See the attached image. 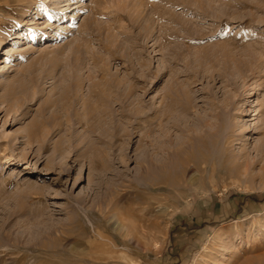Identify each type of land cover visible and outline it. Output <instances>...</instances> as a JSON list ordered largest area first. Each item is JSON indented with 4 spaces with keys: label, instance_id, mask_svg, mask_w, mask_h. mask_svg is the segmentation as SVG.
Here are the masks:
<instances>
[{
    "label": "rangeland",
    "instance_id": "rangeland-1",
    "mask_svg": "<svg viewBox=\"0 0 264 264\" xmlns=\"http://www.w3.org/2000/svg\"><path fill=\"white\" fill-rule=\"evenodd\" d=\"M58 10L0 23V264H264V132L175 160L165 189L151 163L205 112L264 126V0Z\"/></svg>",
    "mask_w": 264,
    "mask_h": 264
},
{
    "label": "bare ground",
    "instance_id": "bare-ground-1",
    "mask_svg": "<svg viewBox=\"0 0 264 264\" xmlns=\"http://www.w3.org/2000/svg\"><path fill=\"white\" fill-rule=\"evenodd\" d=\"M62 1H65V0H62ZM62 1L54 0L51 3H44V2L42 3L40 0H0V23L5 22L7 24L9 23L10 25L12 23V25H13V23L16 24V22H21L23 20V15L26 14V12L30 8H33V7L36 8V11L34 12V13H37L36 17H40L41 13H42L41 11L48 8V12L46 14H47V17H49V20H52V19L56 18L57 16H59L58 13H60L59 12L60 10H58V9L60 8V4ZM66 1H69V0H66ZM92 11H94V10L92 9ZM61 18H64V16L59 17L58 20ZM72 18H75V17L72 16ZM10 20H12L13 22L10 23ZM36 21L34 22L35 24L37 23ZM23 23L25 24L26 21ZM85 24L87 26H88V24H90L89 19H85ZM37 34H38V29L33 31V32H30L29 33V41H38V38H36ZM53 37L58 39V37H56L55 34L53 35ZM1 43H2V41L0 39V45H1ZM29 47L24 48L23 50L20 51L21 52L20 55H23L21 57H24V55L28 54V51L30 50ZM14 54H16V53H14ZM17 54H19V53H17ZM5 61H6V59L3 60V62H5ZM231 105H227L230 108L226 107L225 110L223 109L224 111L222 113V116L224 118H222L220 121L218 120L219 121L218 123H214V121L212 122L210 120L211 115L208 112H205V114L203 116L198 117L197 121L196 122L194 121V123H193L195 125V127L197 126V128L191 130V132H190L191 134L189 136L190 139H189L188 143L186 145L181 146V147L179 145V147H180L179 150H175V151L159 150L157 152L158 156L156 158H154V161H152L151 163H153L155 165V169L158 166V168H160L163 172L166 171V173H164L163 177L161 178L162 180H160V182L163 181V183H165L164 189L167 188L170 184H172V179L170 177L169 172H170L171 168H173L175 166L176 162H179L177 159H179V160L181 159L182 163H186L188 165H191L192 162H195L197 160L195 155L193 154L194 153L193 151L201 152V154L197 156V157H199L202 155V153H206V152L211 153L210 150L213 149L214 147L220 148V146H222L221 149L223 147H228L227 149H229L230 146L235 144L238 139L241 140L244 136L246 139L247 135H245V133L250 132L253 129L255 130V132H258V131L264 132V126L261 124H254L253 128L251 129V127H250L251 125H248L247 121L242 120V122H240L239 120H234L233 118H242L243 119L244 116H246L248 114V110L243 109L241 112H236V111L232 112ZM262 105H263V103L261 104V106ZM261 106L259 108V116H261L264 113V110H263V108H261ZM156 113H158V112L156 111ZM167 116H165V117L167 118ZM155 117L157 119L159 118V116L157 114L155 115ZM169 118H171V117H169ZM185 119H187V118H185ZM179 120L182 122V125L184 127V128L182 127L183 129L186 130V128L188 129V127L191 129V126L193 124H191L189 122V124H191V125L187 126L186 121L184 119H182V117ZM161 125H162V123L160 120L156 121V124H155L156 129H158V127H160ZM5 157L6 156H2V157L0 156L1 163H6V160H4ZM5 159H7V157ZM175 160H177V161L175 162ZM179 164H180V162L178 163V165ZM141 166L143 167V165H141ZM150 167H152V166H150ZM180 167H182V166H180ZM153 168H152V172H153ZM144 169L146 170L147 168H144ZM137 170H138V168L136 169V172H137ZM140 170L143 171L142 169H140ZM156 170H158V169H156ZM173 170H175V169L173 168L172 171ZM140 173H142V172H140ZM153 175H154V173H153ZM149 176H151V175L146 170V171H143L141 177L146 178V181H148V179L150 178ZM150 179H152V177ZM155 179H152L151 181L153 182ZM153 184L154 183L151 184V187H153L152 186ZM156 184H157V181H156Z\"/></svg>",
    "mask_w": 264,
    "mask_h": 264
}]
</instances>
